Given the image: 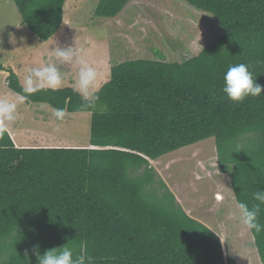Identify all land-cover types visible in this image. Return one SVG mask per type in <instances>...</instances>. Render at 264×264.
<instances>
[{
	"label": "trees",
	"instance_id": "obj_1",
	"mask_svg": "<svg viewBox=\"0 0 264 264\" xmlns=\"http://www.w3.org/2000/svg\"><path fill=\"white\" fill-rule=\"evenodd\" d=\"M129 1L98 0L94 15L114 17ZM184 1L212 14L220 36L181 62L112 65L94 109H82L73 87L24 93L10 70L8 87L28 102L89 112L91 120L88 147H15L6 130L0 133V264H37L34 245L43 254L69 241L77 254L86 245L95 264H238L162 179L161 193L149 188L156 175L150 160L213 137L218 171L229 175L236 202L257 203L253 193L264 191V91L236 103L222 87L228 67L239 63L264 85V0ZM14 2L39 42L62 23L64 0ZM251 233L264 264V230Z\"/></svg>",
	"mask_w": 264,
	"mask_h": 264
},
{
	"label": "rangeland",
	"instance_id": "obj_2",
	"mask_svg": "<svg viewBox=\"0 0 264 264\" xmlns=\"http://www.w3.org/2000/svg\"><path fill=\"white\" fill-rule=\"evenodd\" d=\"M97 2L64 0L63 22L49 41L61 48L73 46L82 52L69 64L73 69L71 79L67 81L70 74L62 73L60 86L77 89L81 61L96 70L95 88L98 89L108 80L114 64L137 58L181 62L198 54L221 34L219 22L212 14L184 0H130L110 18L94 15ZM37 43L36 35L22 22L14 0H0V64L15 61L14 67L17 64L21 68L42 66L36 62L41 52L46 50L47 54L49 49ZM45 63L51 64L49 60ZM38 116L49 119L45 113L38 112ZM90 118L89 112H66L62 121L55 118L57 127L52 128V137L56 136L57 146L88 147ZM247 139V136L241 138L240 142L245 143ZM214 145L213 137H209L150 160L156 175L149 188L161 193L157 182L162 179L188 215L223 233L220 238L228 252H237L238 256L249 259L253 254L258 255L253 236L249 232L247 237H241L233 230L231 219L228 220L229 214L234 213L228 202L232 200L230 178L218 171Z\"/></svg>",
	"mask_w": 264,
	"mask_h": 264
},
{
	"label": "clouds",
	"instance_id": "obj_3",
	"mask_svg": "<svg viewBox=\"0 0 264 264\" xmlns=\"http://www.w3.org/2000/svg\"><path fill=\"white\" fill-rule=\"evenodd\" d=\"M79 52H82V49L78 51L73 46L56 47L55 57L63 64H71L77 60ZM96 79V70L81 61L77 78V91L82 98V109L89 110L97 106L100 97L98 90L95 88ZM223 81L222 92L228 100L236 103L249 96L259 97L264 91V85L255 82L250 66L244 63L230 65L224 74ZM62 82V72L55 64L29 67L24 79L23 92L32 94L44 87L56 89ZM25 99L27 97L24 95H20L18 101L0 98V133L6 130L3 126L5 122H12L17 119V103ZM53 115L57 120L62 121L65 111L63 109H53ZM217 199H220V197H217ZM253 199L257 203L251 208L245 202L237 201L236 209L238 210L239 222L247 230L259 233L264 230V225L259 222L261 205H264V191L257 190L254 192ZM69 242L63 246L46 249L43 254L39 252V245H34L33 252L37 258V264H95L94 258L87 253L86 245H80L77 254L76 246L70 245ZM25 257L28 259L27 252Z\"/></svg>",
	"mask_w": 264,
	"mask_h": 264
},
{
	"label": "crops",
	"instance_id": "obj_4",
	"mask_svg": "<svg viewBox=\"0 0 264 264\" xmlns=\"http://www.w3.org/2000/svg\"><path fill=\"white\" fill-rule=\"evenodd\" d=\"M58 29H60V27ZM49 39L46 41L37 43V45H43L45 46V48L48 47L49 50L47 49L48 50L47 54L45 52L46 50L41 52L36 64L44 65L46 64L45 63L46 60H49L51 64H53L54 62V64L60 69L62 73H64L65 75L70 74L68 75V80H67L69 81L71 79L70 76H71V73H73V69L71 66L69 67V64L59 63V60L55 57V49L56 47H59V46L57 44L54 45L53 41L51 42L49 41ZM19 45H15V47ZM39 49L41 50L40 46H39ZM15 64H16L15 61L4 62V64H1L2 68H0V98H6L9 101H18V97L20 96V94L11 90L7 85V77L9 75L10 70L13 71L18 76L19 82L24 87V82L22 81L25 79L27 75V69L33 66V65H29V67L27 68H21L19 64H17V66L14 67ZM63 86L65 85L59 86L58 88H62ZM44 88H47V87H44ZM34 106H37V107H34ZM53 109L54 108H52L49 104H46V103L28 102L26 99L22 102H18L17 103V119L12 122H5L3 125L6 131L8 132L9 136L11 137L15 147H32V145H38V146L40 145L39 147H42V146L64 147V146H57L58 140L54 141L56 136L52 137L53 135L52 128L56 129L57 127L56 125L57 121H54L56 117L53 115ZM38 112L45 113L49 117V119L47 118L41 119L40 116L42 114L38 116ZM67 113H71V112H67ZM33 115H35V118L33 117ZM47 128H48V131L47 130L45 131V129ZM38 129H40V131H38ZM62 140H65V139H61V141ZM230 190L232 192V189ZM231 196H232V200L231 201L228 200V202H229V205L232 206V210L234 213L229 214L228 220L229 218L231 219V221L230 220L229 221L234 227L233 230L235 232H238L237 234H240L241 237H247L248 233L251 231L247 230L240 222L237 221L238 220V210L236 209V200L234 198L233 192L231 193ZM197 220H199L200 222L208 226L206 222H204L203 220H200V219H197ZM208 227L211 229L210 226ZM213 231L219 237L221 234H223V233L220 234V230L217 231V229H214ZM220 240H221L224 255L225 256L228 255L232 257L238 264H262L260 259H258L259 257L258 255L253 254L249 259L248 258L244 259L241 256H238L237 252H233V251L228 252L223 240L221 238ZM250 241H252L251 238H250ZM251 250H254V249H251Z\"/></svg>",
	"mask_w": 264,
	"mask_h": 264
}]
</instances>
